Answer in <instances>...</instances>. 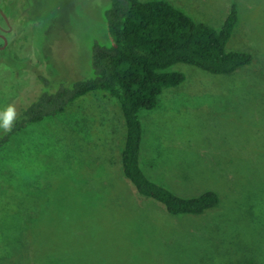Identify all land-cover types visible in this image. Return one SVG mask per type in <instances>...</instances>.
<instances>
[{"label":"rangeland","instance_id":"374dc122","mask_svg":"<svg viewBox=\"0 0 264 264\" xmlns=\"http://www.w3.org/2000/svg\"><path fill=\"white\" fill-rule=\"evenodd\" d=\"M169 1L217 29L236 4L227 49L254 57L233 74L177 63L168 70L185 81L140 113L145 173L180 196L215 191L219 204L175 215L140 194L123 171L119 102L89 93L0 145V264H54L70 248L104 264H264V0ZM5 4L14 28L0 49V113L94 77L111 0Z\"/></svg>","mask_w":264,"mask_h":264},{"label":"trees","instance_id":"16d2710c","mask_svg":"<svg viewBox=\"0 0 264 264\" xmlns=\"http://www.w3.org/2000/svg\"><path fill=\"white\" fill-rule=\"evenodd\" d=\"M110 45L96 43L92 51L94 77L44 91L21 107L12 130L0 137V145L31 123L55 117L77 100L97 91L115 98L122 109L126 135L122 150L123 171L137 191L162 202L172 214H200L219 204L215 191L184 197L152 180L141 163L144 127L140 113L159 104L165 88L185 81L177 63L198 66L214 74H233L249 65V51L228 50L239 21L234 4L220 29L197 20L169 0H111L106 12ZM85 99L74 104L79 106Z\"/></svg>","mask_w":264,"mask_h":264},{"label":"crops","instance_id":"0c3cea01","mask_svg":"<svg viewBox=\"0 0 264 264\" xmlns=\"http://www.w3.org/2000/svg\"><path fill=\"white\" fill-rule=\"evenodd\" d=\"M83 248H70L68 251H63L62 254H54L53 263L54 264H104L109 260V258H100V259H92L89 261L87 258L89 257V251H84ZM110 257V255H106ZM115 256V255H114ZM111 263V261H110Z\"/></svg>","mask_w":264,"mask_h":264},{"label":"clouds","instance_id":"9594fccd","mask_svg":"<svg viewBox=\"0 0 264 264\" xmlns=\"http://www.w3.org/2000/svg\"><path fill=\"white\" fill-rule=\"evenodd\" d=\"M16 118L15 109L9 106L3 113H0V128H3L5 132L12 130L14 121Z\"/></svg>","mask_w":264,"mask_h":264},{"label":"flooded vegetation","instance_id":"af4514ba","mask_svg":"<svg viewBox=\"0 0 264 264\" xmlns=\"http://www.w3.org/2000/svg\"><path fill=\"white\" fill-rule=\"evenodd\" d=\"M7 4V3H6ZM6 4H5V0H1V3H0V14H1V16H2V18H4V16L2 15V13H1V11H3L4 9H3V7H4V5H5V7H6ZM5 12V11H4ZM6 13V12H5ZM7 14V13H6ZM7 16H8V14H7ZM8 18H9V16H8ZM5 19V18H4ZM5 21H6V24H7V28H4V27H2L1 25H0V40H1V42L2 43H5L4 42V38L2 37L3 35H5V36H7V38L10 36V32H12L13 31V24L10 22V18H9V21H7L6 19H5ZM8 22H10V24L8 23ZM14 34V33H13ZM1 45L2 44H0V47H1ZM0 49H3V48H0Z\"/></svg>","mask_w":264,"mask_h":264},{"label":"water","instance_id":"95a60500","mask_svg":"<svg viewBox=\"0 0 264 264\" xmlns=\"http://www.w3.org/2000/svg\"><path fill=\"white\" fill-rule=\"evenodd\" d=\"M0 3H1V0H0ZM1 13H2V15L4 16V18L7 20V21H9V18H8V16H7V14L4 12V10L3 11H1ZM9 24H10V22H8ZM3 38H4V45H2L0 48H5L6 46H7V44H8V38H7V36H5V35H3L2 36Z\"/></svg>","mask_w":264,"mask_h":264}]
</instances>
